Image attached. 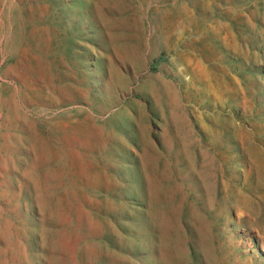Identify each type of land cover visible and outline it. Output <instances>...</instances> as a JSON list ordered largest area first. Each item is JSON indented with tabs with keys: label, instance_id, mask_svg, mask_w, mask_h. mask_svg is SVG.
Wrapping results in <instances>:
<instances>
[{
	"label": "rangeland",
	"instance_id": "rangeland-1",
	"mask_svg": "<svg viewBox=\"0 0 264 264\" xmlns=\"http://www.w3.org/2000/svg\"><path fill=\"white\" fill-rule=\"evenodd\" d=\"M263 1L0 0V264H264Z\"/></svg>",
	"mask_w": 264,
	"mask_h": 264
},
{
	"label": "bare ground",
	"instance_id": "bare-ground-1",
	"mask_svg": "<svg viewBox=\"0 0 264 264\" xmlns=\"http://www.w3.org/2000/svg\"><path fill=\"white\" fill-rule=\"evenodd\" d=\"M238 2V1H237ZM264 2V1H263ZM245 4V3H244ZM261 4V3H260ZM263 6V5H262ZM221 7V6H220ZM244 7V6H243ZM225 9H227V7L225 8ZM256 9V8H255ZM262 9V8H261ZM234 10V9H233ZM239 10V9H238ZM241 11H243V10H241ZM244 12V11H243ZM243 12H240L237 16L241 19V20H243L244 22L245 21H247V17H246V15L243 13ZM257 12V11H256ZM262 12V11H261ZM264 12V11H263ZM263 15H264V13H263ZM258 17V16H257ZM248 18H250V17H248ZM238 20V19H237ZM255 20V19H254ZM235 21V20H234ZM222 22V21H221ZM224 22V21H223ZM239 22V21H238ZM259 22H260V20H259ZM240 23V22H239ZM225 25H226V21H225ZM254 25V24H253ZM252 25V26H253ZM242 26V25H241ZM255 26V25H254ZM261 26V25H260ZM245 28V27H244ZM264 28V27H263ZM250 29V28H249ZM259 29V28H258ZM251 30V29H250ZM232 31H234V30H232ZM237 31V30H236ZM207 33V32H206ZM246 33V32H245ZM233 34V33H232ZM247 34V33H246ZM239 36H240V32H239ZM241 37V36H240ZM1 39V38H0ZM233 39H234V37H233ZM244 39V38H243ZM2 40V39H1ZM238 40V39H237ZM240 40V39H239ZM247 40H249L248 38L246 39V41ZM231 41H233V40H231ZM241 41H242V39H241ZM240 41V42H241ZM221 42V41H220ZM236 42V41H235ZM245 42V41H244ZM249 42V41H248ZM238 43H236V45H237ZM240 44V43H239ZM252 44V43H251ZM243 45V44H242ZM235 46V45H234ZM223 47V46H222ZM248 47H250V46H248ZM236 48H238V47H236ZM240 48V47H239ZM250 49V48H249ZM235 51V50H234ZM241 51H242V49H241ZM240 51V52H241ZM251 51V50H250ZM245 52V51H244ZM230 56V55H229ZM245 56V55H244ZM240 61V60H239ZM219 64H221V63H219ZM204 66V65H203ZM234 73H235V71H234ZM238 73V72H237ZM213 75V74H212ZM212 78H214V77H212ZM198 86V85H197ZM196 86V87H197ZM201 86V85H200ZM176 92H177V90H176ZM173 93H175V92H173ZM180 94V93H179ZM178 94V95H179ZM175 95V94H174ZM196 94H195V88L190 92V101L192 102V101H194V99H193V97L195 96ZM173 96V95H172ZM187 96V95H186ZM178 97V96H177ZM180 97V96H179ZM192 105V104H191ZM218 107V106H217ZM185 108H183V110H184ZM238 110V109H237ZM185 112V111H184ZM237 112V111H236ZM186 113V112H185ZM215 113V112H214ZM188 116H190V118L192 119L194 116H198V113H197V110H196V107H194V106H190V109H189V113H188ZM202 116V115H201ZM221 116H223V115H221ZM235 116V115H234ZM226 117V116H225ZM259 119V118H258ZM190 120V119H189ZM225 120V119H224ZM263 121H264V119H263ZM229 122V121H228ZM224 123V122H223ZM239 123V122H238ZM195 124V126L194 127H196L197 128V130H200V127L199 126H197L196 125V123H194ZM251 124V123H250ZM260 124V123H259ZM217 125V124H216ZM256 125V124H255ZM191 127V126H190ZM193 127V126H192ZM214 128V127H213ZM232 128V127H231ZM192 129V128H191ZM247 129V128H246ZM231 130V129H230ZM257 130V129H256ZM256 132V131H255ZM202 133V132H201ZM257 133H258V131H257ZM261 133H262V131H261ZM192 134V133H191ZM194 134V133H193ZM225 134H227V132L225 133ZM201 135V134H200ZM255 135V134H254ZM264 135V134H263ZM257 136V135H256ZM260 136V135H259ZM195 138V137H194ZM220 138H221V136H220ZM216 139V138H215ZM222 139V138H221ZM221 139H216V140H221ZM233 139H234V137H233ZM205 140H206V138H205ZM216 140H214V142H216ZM199 142V141H198ZM192 143V142H191ZM200 143V142H199ZM251 143V142H250ZM259 143H261V142H259ZM189 144V143H188ZM219 144V143H218ZM187 145V144H186ZM196 146V145H195ZM207 146H208V144H207ZM225 146H227L226 144H225ZM156 147V146H155ZM189 147V149H190V146H188ZM213 147V146H212ZM185 148V147H184ZM227 148V147H226ZM187 149V148H186ZM198 149H199V146H198ZM175 150V149H174ZM176 150H178V149H176ZM191 150V149H190ZM200 150V149H199ZM205 150V149H204ZM241 150V149H240ZM239 150V151H240ZM206 151V150H205ZM213 151V150H212ZM211 152V151H210ZM172 153V152H171ZM248 153V152H247ZM192 154V153H191ZM201 154V153H200ZM202 154H203V151H202ZM204 154H206V153H204ZM203 154V156L204 157H206L205 155ZM208 154V153H207ZM215 154V153H214ZM175 155V154H174ZM193 155V154H192ZM213 155V154H212ZM165 156V155H164ZM200 156V155H199ZM242 156V155H241ZM247 157V156H246ZM169 158V157H168ZM202 158V157H201ZM187 159H188V157H187ZM210 159H212V158H210ZM254 159V158H253ZM202 160V159H201ZM213 160H215V159H212V162H213ZM255 160V159H254ZM209 161V160H208ZM241 161H243V160H241ZM206 162V161H205ZM211 161H210V163H212ZM247 162V161H246ZM197 163V162H196ZM216 163H217V161H216ZM231 163V162H230ZM243 163V162H242ZM218 164V163H217ZM241 164V163H240ZM205 165V164H204ZM214 165H216V164H214ZM230 165V164H229ZM243 165V164H242ZM206 166H207V164H206ZM213 167V166H212ZM244 167V166H243ZM247 168H248V166H247ZM194 169V168H193ZM218 169V168H217ZM216 169V170H217ZM255 171V170H254ZM216 172V171H215ZM217 172H218V170H217ZM231 173V172H230ZM187 174V173H186ZM186 174H185V177H188V176H186ZM191 174V173H190ZM194 174V173H193ZM202 174H204V172L202 173ZM211 174V173H210ZM209 174V175H210ZM218 174V173H217ZM188 175V174H187ZM196 175V174H195ZM208 175V176H209ZM193 176V175H192ZM215 176V175H214ZM191 177V176H190ZM205 177H206V174H205ZM216 178H217V176H215ZM199 178V177H198ZM189 179H191V178H189ZM195 179V178H194ZM210 179H211V176H210ZM196 180V179H195ZM200 180V179H199ZM216 180V179H215ZM229 180V179H228ZM197 181V180H196ZM222 181V180H221ZM221 181H220V183H221ZM205 182V181H204ZM210 182V181H209ZM189 183V182H188ZM194 184H195V182H193ZM199 183V182H198ZM211 183V182H210ZM214 183H216V182H214ZM228 183H230V182H228ZM212 184H213V182H212ZM189 185V184H188ZM198 185V184H197ZM207 187H208V185H207V182H206V184H205ZM214 185H217V184H214ZM214 185H213V187H214ZM236 183L233 185V187H232V189H231V191H229L228 193H229V195H231V197L232 198H234V200L235 199H237V200H242L243 198L239 195V193H238V189L236 188ZM205 186V187H206ZM209 186H211V185H209ZM221 186V185H220ZM219 186V187H220ZM230 186V185H229ZM261 186V185H260ZM262 186H264V185H262ZM195 187V186H194ZM200 187V186H199ZM241 187V186H240ZM252 187H254V186H252ZM215 188V187H214ZM217 188V187H216ZM216 188L214 189L215 190V192L217 191L216 190ZM190 189V188H189ZM212 189V188H211ZM208 190V189H207ZM213 190V189H212ZM201 191H202V188H201ZM239 191H240V189H239ZM242 191V190H241ZM241 191H240V193H241ZM211 192V191H210ZM214 192V193H215ZM189 193V192H188ZM202 193V192H201ZM200 193V194H201ZM199 194V195H200ZM223 194V193H222ZM197 195V194H196ZM198 195V196H199ZM249 195V194H248ZM251 195V194H250ZM191 196V195H190ZM215 197H217V196H215ZM214 197V198H215ZM247 197V196H246ZM188 198V197H187ZM193 198V197H192ZM198 198H200V197H198ZM213 198V197H212ZM213 198V200H215ZM223 198V197H222ZM251 198V197H250ZM201 199H202V196H201ZM224 200H226V199H224ZM255 200V199H254ZM196 201H197V199H196ZM210 201V200H209ZM232 201V200H231ZM194 203V202H193ZM202 204V203H201ZM209 204H210V202H209ZM226 204V203H225ZM247 204V203H246ZM261 204V203H260ZM212 204H210V206H211ZM216 205V204H215ZM224 205V204H223ZM227 206V205H226ZM194 207V206H193ZM203 207H205V206H203ZM248 207V206H247ZM196 208V207H195ZM212 208V207H211ZM238 208V207H237ZM199 209V208H198ZM206 209H208V207H206ZM226 210V209H225ZM219 211V210H218ZM227 211V210H226ZM206 212V211H205ZM225 212V211H224ZM234 212V211H233ZM248 214V213H247ZM219 215H221V214H219ZM199 216V215H198ZM232 218V217H231ZM236 218V217H235ZM260 218V217H259ZM260 220V219H259ZM262 221H264V219L262 220ZM208 222V221H207ZM213 222V221H212ZM237 223V222H236ZM224 227H226V226H224ZM219 228V227H218ZM219 230H220V228H219ZM261 233V232H260ZM231 241V243L233 244V241H232V239H230ZM236 241V240H235ZM263 241V240H262ZM224 243V242H223ZM231 244V245H232ZM233 250V249H232ZM231 253V252H230ZM235 253V252H234ZM232 254V253H231ZM226 257H229L228 255L226 256ZM225 257V258H226ZM233 257V256H232ZM237 258V257H236ZM232 259V258H231ZM227 260V259H226ZM234 260V259H233ZM235 261V260H234ZM247 261V260H246ZM231 262V261H230ZM238 263V262H237ZM232 264V263H231ZM242 264V263H241Z\"/></svg>",
	"mask_w": 264,
	"mask_h": 264
}]
</instances>
